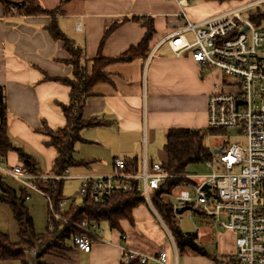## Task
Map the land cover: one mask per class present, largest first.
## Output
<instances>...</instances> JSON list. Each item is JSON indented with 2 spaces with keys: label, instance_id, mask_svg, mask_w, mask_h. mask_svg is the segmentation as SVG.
<instances>
[{
  "label": "crops",
  "instance_id": "obj_1",
  "mask_svg": "<svg viewBox=\"0 0 264 264\" xmlns=\"http://www.w3.org/2000/svg\"><path fill=\"white\" fill-rule=\"evenodd\" d=\"M38 1L45 9L61 7L56 15L58 25L66 37L82 50L84 64L85 59H93L98 55L105 29L113 22L132 17L144 20L151 17L156 30L147 58L112 64L107 69L109 82L95 87L94 95L84 109V119L96 118L109 124L82 131L84 142L76 145L75 156L80 154L81 159H87L81 154L91 153L89 158L93 160L85 162L88 166L76 167L77 177L113 173L116 158H137L140 171L155 162L162 165L164 157L161 162L157 160L159 156H164L167 130L207 128L208 97L217 75L202 72L190 51L177 56L168 46L167 37L185 27L182 26L178 1ZM215 4L220 3L202 4L213 10L194 13L195 24L217 16L215 13L221 11L226 3L219 6ZM50 21L49 16L29 17L8 13L0 3V88L6 95L8 135L13 145L37 160L44 176H49L56 150L46 145L48 137L41 129L47 127L56 131L65 126L62 105L68 104L70 95L67 85L48 77H72V67L66 63L69 56L63 43L56 42L46 30ZM78 24L81 25L80 30L77 29ZM145 34L146 29L132 22L123 23L106 41L102 56L106 59L121 56L131 47L137 46ZM191 36V32L185 33V38L190 42L193 40ZM159 151L162 154L159 155ZM102 165L108 169L101 170ZM5 166H22L16 152L8 154ZM71 169L69 172H72ZM148 209L151 215L156 216L152 206ZM131 228L134 232H140L137 219ZM123 234L127 236L125 229ZM111 240L113 242L110 244L94 245L90 253L67 244L63 257L46 255L42 260L48 264H121L118 236ZM126 244L130 249L151 257L164 248L163 243L156 252L146 253L132 242ZM173 246L174 255L167 254V264H179L180 257L175 244ZM234 250V236L226 233L219 238L216 254L202 259L185 256L184 259L186 264H213L217 259L228 257ZM35 255L33 253L31 256ZM148 264L159 263L150 261Z\"/></svg>",
  "mask_w": 264,
  "mask_h": 264
},
{
  "label": "built area",
  "instance_id": "obj_2",
  "mask_svg": "<svg viewBox=\"0 0 264 264\" xmlns=\"http://www.w3.org/2000/svg\"><path fill=\"white\" fill-rule=\"evenodd\" d=\"M19 1L15 0V3ZM166 1H178L180 17L188 23L167 37L170 49L177 56L190 51L202 72L217 75L208 97L207 128L223 131L221 136L229 142L230 134L236 138L234 143L215 147L214 150L222 149L221 153L214 154L211 150V158L203 162L208 174L203 175L200 182L196 181V175H185L188 182L180 186L168 202L176 217L182 213L178 210L185 208L234 236V252L213 264H264V24L256 26L248 15L243 16V12H252L263 5L264 0L240 5L196 24L188 20L187 0ZM16 4L11 7L13 14H17ZM80 28L78 24L77 29ZM188 32L192 33V42L185 38ZM113 165L115 171L107 176L74 177L67 169L61 177H49L30 175L23 166L8 168L2 165L0 173L22 183L27 191L38 192L47 199L52 219L49 229L52 230L54 220L62 215L54 209L50 198L39 190L37 180L77 178L80 181L79 196L96 205L107 204L113 195L135 191L142 193L148 206H152L151 193L172 177L156 162L150 167L145 166L138 174L125 173L123 159L116 158ZM63 206L61 202L59 207ZM152 210L164 225L153 206ZM63 222L70 224L64 219ZM103 225L80 220L74 225L73 247L90 253L96 244L112 243L106 238L107 229ZM125 241L124 234L118 235L121 264L134 261L167 264L164 248L151 257L130 249L123 244Z\"/></svg>",
  "mask_w": 264,
  "mask_h": 264
},
{
  "label": "trees",
  "instance_id": "obj_3",
  "mask_svg": "<svg viewBox=\"0 0 264 264\" xmlns=\"http://www.w3.org/2000/svg\"><path fill=\"white\" fill-rule=\"evenodd\" d=\"M204 1L223 4L234 1L242 2L244 0ZM0 3L5 6L8 13H10L11 7L16 4L15 0H0ZM60 8L59 6L51 10L45 9L38 0H20L16 4L18 15L51 17L46 30L56 42L63 43L64 49L69 56L66 63L72 67L71 78L48 77L70 88L69 102L66 105H62V113L66 120L65 126L56 131L47 127L41 129V132L48 137L46 145L56 150V157L49 172V175L53 177H61L67 169L73 167L88 166V163L78 161L75 158L76 145L84 142L81 133L85 129L106 127L109 123L96 118L84 119L83 114L87 102L93 97V91L97 85L109 82L107 71L109 66L128 62L135 58H147L150 54V42L156 33L153 18L151 17L147 20L140 17H132L121 22H113L105 29L98 55L93 59H85L86 64H84L82 62L85 57L84 53L72 40L66 37L58 25L56 15L60 12ZM248 16L256 26L264 24V10L259 7L256 11L250 12ZM125 22H132L146 29L145 36L137 46L131 47L121 56L114 59L104 58L102 56L103 46L112 33ZM221 135H224L223 131L208 128H171L166 131L163 146L166 162L162 166L166 173L172 177L167 179L157 190H154L150 199L153 208L169 230L179 257H208L209 254L199 246L196 234L181 231L173 207L167 198H171L180 186L188 182L184 176L189 174L188 168L191 165L201 164L211 158L212 153L207 145V139ZM10 152L18 154L27 173L30 175H42L37 160L22 148L13 145L9 138L6 95L4 90L0 88V165L6 167L5 164ZM139 172L140 168L137 158L125 160V173L138 174ZM4 177L6 178L5 175L0 173V202L8 206L12 212L17 224L18 240L17 242H12L7 234L0 232V262L17 261L20 264H31L28 262L27 256L35 253L37 254L35 257L36 264H48L42 260L43 257L45 255L63 257L62 254H51L52 250L56 248H61L62 250L65 248L66 250L68 242H71V237L76 234L74 225L80 220L87 219L108 224L110 230L116 231L118 235H123L121 223L127 221L131 226H135V211L142 205L148 206L142 193L132 191L126 194L113 195L105 205H96L90 200H83L81 205L78 206L73 202L68 210L62 211L59 204L65 199L63 191L66 180H37L36 185L39 190L50 198L54 209L62 215L64 220L70 223L67 225L54 220V230H50L48 226L43 234H37L35 232L34 219L26 205L29 192L24 187L17 191L6 183ZM50 220L52 221L49 209ZM129 264L141 263L134 261Z\"/></svg>",
  "mask_w": 264,
  "mask_h": 264
},
{
  "label": "rangeland",
  "instance_id": "obj_4",
  "mask_svg": "<svg viewBox=\"0 0 264 264\" xmlns=\"http://www.w3.org/2000/svg\"><path fill=\"white\" fill-rule=\"evenodd\" d=\"M189 2L188 8L185 9V12L188 15V20L192 23H195V19L193 17V14H199V13H204L206 12L207 9L213 10L209 6H201L202 4L210 3L206 2L204 0H187ZM253 1H260V0H244L242 2H228L226 3L221 11L216 12L215 14L220 15L221 13H224L227 10L233 9L235 7H238L240 5H244ZM224 4V3H223ZM214 5V4H212ZM216 6L222 5V4H215ZM260 9L264 10V4L259 6ZM257 8L252 9L251 11L254 12L256 11ZM220 13V14H219ZM250 13V11L243 12V16H247ZM187 20L182 19V26H186ZM192 37V36H191ZM193 40L191 39V42ZM235 135L232 133L230 134V142L227 138L223 136H215L212 138L207 139V145L210 147V149L213 151L215 147L221 146L226 142L229 143H234L236 141V138L234 137ZM162 152L159 151V155ZM87 157V159H81L80 154L75 156V158L78 161H84L87 162L89 160H93L89 158L92 154L91 153H85L81 154V156ZM164 157V163L166 160L165 154L164 156H159L158 157V162H161ZM76 167H73L70 171V175L77 177L75 174L77 172ZM101 170L108 169V167L101 166ZM188 173L192 175H196L198 178L196 179L197 182H200L203 180V175L208 174V170L204 163L201 164H196V165H191L188 168ZM106 174L107 175H111ZM49 177H53L52 175H49ZM5 178V177H4ZM6 183L12 186L14 189L17 191L20 190V188H23L22 183L18 182L17 180L6 177L5 178ZM79 179L73 178V179H68L65 182L64 186V206L61 208L62 211L68 210L69 206L74 202L76 205H81L83 202V199L79 196L78 190H79V185L80 182L78 181ZM22 186V187H21ZM31 193V199L26 201V205L30 210V214L32 218L34 219V227H35V232L37 234H43L48 225L49 221V207H48V201L45 199L43 195H41L38 192L35 191H28ZM168 201H170V198H167ZM0 232L7 234L10 237V240L12 242H17L18 240V229H17V224L13 218L12 212H10V208L6 206L5 204H0ZM149 206L147 205H142L137 209V212L135 211V220H138V225H139V231L140 232H134L130 229L131 225L127 221H123L121 223L122 229H125L127 232L126 236V242H132L133 245L140 247L143 249V252L149 253V252H156L161 248V245L164 243V249L166 250L167 254H170L171 256L174 255V246L173 243L169 239V234H168V229L163 225L160 220L154 216L151 215L148 209ZM178 221V226L181 229L182 232L184 233H193L197 235V242L201 248H203L209 255H214L217 253L218 250V241L221 235L226 234L228 232L220 229L214 222L210 223L209 220H204L202 221L197 214H192L191 210H186L182 212L180 215L177 217ZM55 222H63V218L60 216V218H57ZM64 223V222H63ZM104 228L107 229L106 231V238L107 239H112L118 236L116 231L110 230L108 227V224L103 225ZM164 229V230H163ZM54 230V225L53 229ZM131 231V232H130ZM129 233V234H128ZM132 233V234H131ZM59 244V243H58ZM68 244L71 245V242H68ZM61 245V244H60ZM127 245V244H126ZM64 247V246H62ZM161 250V249H160ZM65 251V248L62 250L61 248L59 249H53L51 254H62ZM160 252V251H159ZM158 252V253H159ZM33 254V253H32ZM31 254V255H32ZM28 255L27 260L31 264H34L35 262V257ZM37 256V254L35 255ZM46 256V255H45ZM198 259H202V256H197ZM168 259V257H167ZM186 258L180 257L178 259L179 264H186L185 262ZM16 264H19L18 262H15ZM172 263V259H171Z\"/></svg>",
  "mask_w": 264,
  "mask_h": 264
},
{
  "label": "water",
  "instance_id": "obj_5",
  "mask_svg": "<svg viewBox=\"0 0 264 264\" xmlns=\"http://www.w3.org/2000/svg\"><path fill=\"white\" fill-rule=\"evenodd\" d=\"M222 152V149H217V150H214L213 153L214 154H218V153H221ZM205 190L207 189V187L204 188ZM185 211V208H181L178 210V212H183Z\"/></svg>",
  "mask_w": 264,
  "mask_h": 264
}]
</instances>
